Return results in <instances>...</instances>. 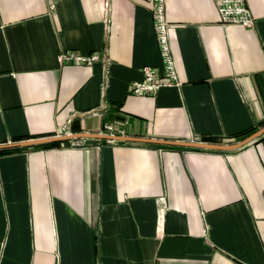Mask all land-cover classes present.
<instances>
[{
    "label": "crops",
    "instance_id": "0c3cea01",
    "mask_svg": "<svg viewBox=\"0 0 264 264\" xmlns=\"http://www.w3.org/2000/svg\"><path fill=\"white\" fill-rule=\"evenodd\" d=\"M246 1L251 29L214 0H166L183 86L134 96L143 67L162 70L150 0H0V145L69 122L239 142L264 127V0ZM68 51L108 54L106 87L101 63L60 66ZM52 143L0 150V264H264V135L226 152Z\"/></svg>",
    "mask_w": 264,
    "mask_h": 264
},
{
    "label": "built area",
    "instance_id": "2783aa9c",
    "mask_svg": "<svg viewBox=\"0 0 264 264\" xmlns=\"http://www.w3.org/2000/svg\"><path fill=\"white\" fill-rule=\"evenodd\" d=\"M153 19L155 23L156 38L159 45V53L161 56L162 70L153 67H143V77L136 81L130 93L134 96H151L165 88H177L183 86V82L178 78L177 67H175V60L173 52H171V38L170 31L172 24L167 20L166 0H150ZM215 7H217L219 21L224 25H239L244 28L251 29L255 26L256 20L252 12L247 6L246 0H214ZM58 64L60 66L65 64L72 65H94L101 63L105 70V87L108 83V66L110 58L108 54L102 52H91V54L83 55L81 53L68 51L61 52L58 55ZM103 133L106 135L123 136L125 129L117 127L113 123H108L103 126ZM72 134L70 129V122L62 128L59 135ZM113 143V140H108ZM76 146L83 145L82 141L73 143ZM164 214L159 213L158 225L164 222Z\"/></svg>",
    "mask_w": 264,
    "mask_h": 264
},
{
    "label": "water",
    "instance_id": "95a60500",
    "mask_svg": "<svg viewBox=\"0 0 264 264\" xmlns=\"http://www.w3.org/2000/svg\"><path fill=\"white\" fill-rule=\"evenodd\" d=\"M264 135V127L256 130L254 133L244 137L242 140L236 143H207L202 141H164L160 139H146V138H135V137H128V136H111L106 134H98V133H79V134H64V135H57V136H51L49 138H35L33 140H24L16 143H6V145H0V150H6L11 148H20V147H26V146H35V144H46L50 142H59L64 140H73V139H79V138H86V139H103V140H114V141H127V142H142V143H149V144H159V145H170L175 147H185V148H191V149H206V150H216V151H235L238 149H241V147L246 146L248 144H251L255 142L256 139L260 138Z\"/></svg>",
    "mask_w": 264,
    "mask_h": 264
},
{
    "label": "trees",
    "instance_id": "16d2710c",
    "mask_svg": "<svg viewBox=\"0 0 264 264\" xmlns=\"http://www.w3.org/2000/svg\"><path fill=\"white\" fill-rule=\"evenodd\" d=\"M204 142H216V140L214 139H205L203 140ZM52 145H59V143L55 142V143H52ZM170 148H173V147H170ZM8 151L6 152H3L2 154H6Z\"/></svg>",
    "mask_w": 264,
    "mask_h": 264
}]
</instances>
